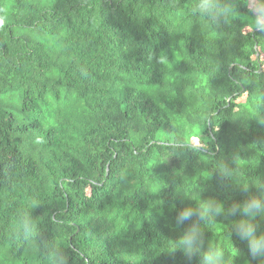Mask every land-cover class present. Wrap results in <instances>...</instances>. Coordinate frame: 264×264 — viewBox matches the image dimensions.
Segmentation results:
<instances>
[{"label":"trees","instance_id":"obj_1","mask_svg":"<svg viewBox=\"0 0 264 264\" xmlns=\"http://www.w3.org/2000/svg\"><path fill=\"white\" fill-rule=\"evenodd\" d=\"M195 4L0 0V264H199L171 252L193 224L257 264L228 213L264 195V34Z\"/></svg>","mask_w":264,"mask_h":264},{"label":"clouds","instance_id":"obj_2","mask_svg":"<svg viewBox=\"0 0 264 264\" xmlns=\"http://www.w3.org/2000/svg\"><path fill=\"white\" fill-rule=\"evenodd\" d=\"M244 12L235 7V0H196L193 12L203 16L210 24L219 26L222 22L240 18L249 24L254 32L264 34V0H239ZM37 143H43L38 138ZM257 192L264 193V184L255 185ZM247 190V189H245ZM33 205V207H35ZM239 208L242 218L232 225L235 237L247 247V253L257 264H264V195L251 196L242 204L235 205L228 213L235 215ZM223 212V205L215 200L202 202L197 215L203 219L209 215L215 216ZM193 209L182 208L176 216V226L191 220ZM20 235L35 238L36 228L30 215L23 217L18 230ZM179 250L185 258H197L199 264H231L226 262V252L220 247H206L202 240V233L193 224L174 243L171 252ZM51 264H67L63 250L54 242L51 248ZM241 255V250L233 245L232 257Z\"/></svg>","mask_w":264,"mask_h":264},{"label":"rangeland","instance_id":"obj_3","mask_svg":"<svg viewBox=\"0 0 264 264\" xmlns=\"http://www.w3.org/2000/svg\"><path fill=\"white\" fill-rule=\"evenodd\" d=\"M160 140L162 141L163 140V138H160ZM191 140V139H190Z\"/></svg>","mask_w":264,"mask_h":264}]
</instances>
